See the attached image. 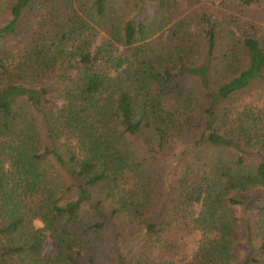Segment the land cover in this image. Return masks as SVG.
I'll return each mask as SVG.
<instances>
[{
    "label": "trees",
    "instance_id": "obj_1",
    "mask_svg": "<svg viewBox=\"0 0 264 264\" xmlns=\"http://www.w3.org/2000/svg\"><path fill=\"white\" fill-rule=\"evenodd\" d=\"M207 1L0 0V264H264V28Z\"/></svg>",
    "mask_w": 264,
    "mask_h": 264
},
{
    "label": "rangeland",
    "instance_id": "obj_2",
    "mask_svg": "<svg viewBox=\"0 0 264 264\" xmlns=\"http://www.w3.org/2000/svg\"><path fill=\"white\" fill-rule=\"evenodd\" d=\"M208 11L214 15V17L219 18L222 15H226L225 19H230V17L235 18L241 26H245L247 23H253L255 26L264 28V14L261 8L256 6H240L236 3H224L220 4L219 0H209L195 7L186 8L184 11L181 10L182 15H194L197 12ZM176 15L179 16V13ZM220 20V19H219ZM98 41V38H97ZM260 87L257 85L253 90H250V95L247 97V101H251L256 107H264V89L258 90ZM248 92V93H249ZM250 98V99H249ZM155 198L153 200L160 201L165 193V188L161 189L160 186H155ZM155 194V193H153ZM36 225H41L40 222H36ZM44 255H49V248L43 252Z\"/></svg>",
    "mask_w": 264,
    "mask_h": 264
}]
</instances>
